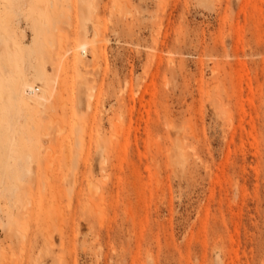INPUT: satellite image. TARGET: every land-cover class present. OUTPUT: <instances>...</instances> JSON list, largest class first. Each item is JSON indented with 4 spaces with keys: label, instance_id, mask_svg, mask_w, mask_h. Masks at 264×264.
<instances>
[{
    "label": "rangeland",
    "instance_id": "374dc122",
    "mask_svg": "<svg viewBox=\"0 0 264 264\" xmlns=\"http://www.w3.org/2000/svg\"><path fill=\"white\" fill-rule=\"evenodd\" d=\"M52 1L0 0V264H264V0Z\"/></svg>",
    "mask_w": 264,
    "mask_h": 264
},
{
    "label": "bare ground",
    "instance_id": "6f19581e",
    "mask_svg": "<svg viewBox=\"0 0 264 264\" xmlns=\"http://www.w3.org/2000/svg\"><path fill=\"white\" fill-rule=\"evenodd\" d=\"M53 3V1L52 0H47V3L46 4H48V6H50L51 4ZM47 6V7H48ZM79 50H83V51H85V49H86V44L85 43H81L80 45H79V48H78ZM62 56L63 55H61L60 56V59L62 58ZM46 74L45 73H42V74H40V76H39V79H41L42 80V82H43V84H44V86L43 87H41V88H39V89H41V93L40 94H38L37 93V89L35 88V84H34V82H29L25 77H21V80H20V85H19V87L16 89V91H15V93H16V95H15V99L16 98H18V97H21V99L22 98H24V92H29L31 95L33 94L34 95V97H32V99L34 100V104L32 105V109H35V108H37V104H39V103H41L42 104V102H41V100H43V101H45V102H49V100H50V98H51V94H52V91H51V89L49 88V87H47V82H46ZM44 103V102H43ZM46 103V104H47ZM46 104H42L44 107L42 108V109H40L39 111H38V114H41L42 112H44L45 111V109L47 108V106H48V104L46 105ZM24 109V114H23V116H24V118H25V120L27 121L28 120V114H29V110H27V109H25V108H23ZM19 116V115H18ZM22 116V117H23ZM16 119V121L19 119L18 117H16L15 118ZM15 121V122H16ZM49 126V125H48ZM61 131V130H60ZM46 132H48V129H47V131ZM61 133V132H60ZM41 134V133H40ZM47 136H48V134H47ZM39 145V144H38ZM51 155V154H50ZM20 157V156H19ZM16 158V157H15ZM50 161V160H49ZM47 163H48V161H47ZM1 167H2V170H3V172H5L7 175H14L15 173H13V171L15 170L14 168V170H12V171H10L9 169V163H8V161H6V162H4V163H2L1 164ZM30 170V169H29ZM28 170V171H29ZM48 172V171H47ZM29 174V173H28ZM44 175V174H43ZM76 175V174H75ZM16 179V178H15ZM18 179V178H17ZM48 179V178H47ZM15 182H17V181H15ZM50 182V181H49ZM16 184V183H15ZM17 184H18V182H17ZM73 184V183H72ZM10 185H11V183H10ZM14 185V184H13ZM20 185V184H19ZM16 186H18V185H16ZM92 188V187H91ZM46 189V188H45ZM18 190V189H17ZM93 190V189H92ZM55 197H56V195H55ZM21 199V198H20ZM52 205V204H51Z\"/></svg>",
    "mask_w": 264,
    "mask_h": 264
}]
</instances>
